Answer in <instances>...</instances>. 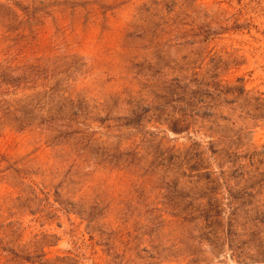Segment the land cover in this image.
I'll return each mask as SVG.
<instances>
[{
  "label": "rangeland",
  "instance_id": "374dc122",
  "mask_svg": "<svg viewBox=\"0 0 264 264\" xmlns=\"http://www.w3.org/2000/svg\"><path fill=\"white\" fill-rule=\"evenodd\" d=\"M0 14V70L37 66L44 110L66 106L50 125L0 120V264H264V0ZM202 81L244 91L194 111Z\"/></svg>",
  "mask_w": 264,
  "mask_h": 264
},
{
  "label": "trees",
  "instance_id": "16d2710c",
  "mask_svg": "<svg viewBox=\"0 0 264 264\" xmlns=\"http://www.w3.org/2000/svg\"><path fill=\"white\" fill-rule=\"evenodd\" d=\"M23 11L25 13L27 24L30 21L36 19L34 15L35 10L30 11L28 10V8H24ZM12 15L14 17L11 18L10 16H6L4 20L7 23L5 26L6 28H11L10 26H13V22L16 18H18L17 15ZM177 16L178 15L175 16V20L177 19ZM28 25L30 26V24ZM235 28H239V25L236 24ZM39 71L40 70L37 66L24 67L21 69V72L19 74H16L13 71L8 72L6 70H0V120L9 121L14 126L21 129V127L30 126L31 123L36 119V116H38V124L48 125L57 122L58 120H60V118L65 116L62 110H60L66 109V106L63 104L59 107H56V105L47 106L46 110H44V105L46 104L42 100V92L36 90L39 86L38 81H40ZM197 84L199 89L192 92V94L194 95H189L191 100H187L186 102L187 106L192 107L194 111L197 109V107L193 106V101H196L198 105L208 107L209 104L204 101L206 96L213 98V95L216 94V96L220 98L223 95H228V93H231V96H239L241 95V91H244L241 90V88H230L234 91H227L228 89H223L217 82H212L211 85H207L206 82L202 81ZM207 87H212L213 91H216V93L212 92L213 94H211V92L207 90ZM18 88H20L22 91H35V93L26 95L16 101H12V103L3 98L7 94L12 93V90H17ZM184 88L187 90L186 86ZM234 92L236 94H233ZM196 94H198V96L200 97H196ZM41 110L45 111L46 116L43 117L42 115H39L38 112ZM17 114H19V116ZM45 255V253L42 254L43 257H45ZM25 260L27 261V263H34L30 258H25Z\"/></svg>",
  "mask_w": 264,
  "mask_h": 264
}]
</instances>
